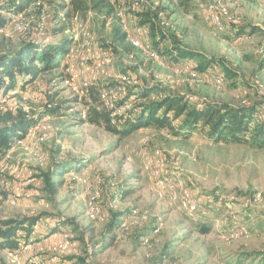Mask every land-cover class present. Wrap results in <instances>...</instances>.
<instances>
[{
    "label": "rangeland",
    "instance_id": "obj_1",
    "mask_svg": "<svg viewBox=\"0 0 264 264\" xmlns=\"http://www.w3.org/2000/svg\"><path fill=\"white\" fill-rule=\"evenodd\" d=\"M72 1L30 2L20 17L0 11L7 20L0 54L32 41L74 40L59 68L30 82L18 76L19 93L1 102L0 112L32 115L50 107L53 97L57 112L39 121L52 128L44 142L38 129L14 153L0 156V230L5 222L36 217L37 241L66 231L75 246L65 253L42 243L18 259L0 252V264L52 256L57 264H78L85 254L91 264H264V149L215 144L200 130L190 139L177 138L166 127H142L122 137L89 121L90 112L102 108L103 90L116 98L114 104L126 101L127 109L167 95L192 102L260 104L264 0H107L98 9L92 8L93 0H85L90 7L86 12H77ZM209 4L237 22L217 31L206 12ZM138 32L143 42L139 50L128 41ZM181 51L194 55L178 60ZM103 59L108 63L99 66ZM185 61L197 68L198 78L176 72ZM219 76L226 81L222 87L216 84ZM84 83L88 89L81 88ZM136 87L155 90L147 97H128ZM260 116L258 112L254 120ZM56 167L80 172H67L60 185ZM156 172L168 185L183 180L192 190V212L181 203L179 189L174 197L159 194ZM27 173L33 180L27 196L18 206L9 205L8 197L23 188ZM96 193L105 212L100 217L90 216L86 205ZM111 202L115 209L107 211ZM203 227H210V233H201Z\"/></svg>",
    "mask_w": 264,
    "mask_h": 264
},
{
    "label": "trees",
    "instance_id": "obj_2",
    "mask_svg": "<svg viewBox=\"0 0 264 264\" xmlns=\"http://www.w3.org/2000/svg\"><path fill=\"white\" fill-rule=\"evenodd\" d=\"M44 1L47 0H0V8L9 13L18 14L30 2ZM106 2L107 0H93L92 8L98 9L105 5ZM72 3L77 12H86L90 9L85 0H73ZM147 21L152 28L156 26L154 20L149 19ZM6 24L7 20L0 15V28L5 27ZM120 40L125 42L127 40L126 34L122 35ZM43 42L41 44L35 43V41L23 43L15 52L0 54V92L6 88L17 87L18 76L25 82H30L36 80L42 74L51 73L59 68L61 62L69 54L74 40H66L60 44ZM191 55L194 54L181 51L177 59L187 58V56ZM67 67V64H65L64 69H67ZM154 90L153 88L136 87L133 92L129 91L128 97H147ZM98 96L99 93L96 98ZM52 98L50 97L48 101L50 107L46 106L36 114L30 115L22 110L0 112V156L12 148L17 141L24 140L31 126L43 120L48 114L57 112V108L53 107L54 101ZM125 103L126 101L119 102V106H123ZM100 105L102 108H94L90 112L89 121L103 125L107 132L116 136L126 137L147 126H154L159 129L166 127L177 138L190 139L200 130L206 133L208 141L215 144L248 145L253 149H264V118L259 120L256 118V121L254 120L260 109L259 103H254L251 106H238L231 103L203 99L192 102L182 95H167L166 98L160 101L140 105L136 109L128 110L126 117H119V122L116 126L111 125V111L105 108L102 102H100ZM53 172L55 177H61L62 179L56 184L63 185L65 182L64 176L68 174L67 172L78 173L80 170L56 167ZM51 179H53L52 174L48 176L49 182ZM37 221L36 217H26L14 222H5L3 224L5 229L0 230L2 246L15 248L18 233L21 231L25 236H29ZM114 226L115 224L112 223V230H115ZM210 231V227L201 229V233L204 234H208ZM112 246L110 243L108 248ZM95 253L92 252L91 255L94 257ZM78 264L91 263L88 257L79 259Z\"/></svg>",
    "mask_w": 264,
    "mask_h": 264
},
{
    "label": "bare ground",
    "instance_id": "obj_3",
    "mask_svg": "<svg viewBox=\"0 0 264 264\" xmlns=\"http://www.w3.org/2000/svg\"><path fill=\"white\" fill-rule=\"evenodd\" d=\"M217 9L218 8L214 4H209L206 8V12L210 16L212 24L214 25V28L217 31H219V32L224 31L227 24H235L237 22L236 18H234L233 16H230L226 10H222V11L218 12ZM0 11L3 12L4 10L0 9ZM16 15L18 17H20L21 13H18ZM78 18H79L78 16H75V18L73 20L76 22V21H78ZM5 28L6 27L0 28V34H3L5 32ZM139 35H140V32H138L137 35L128 37V41L131 44V46L137 48L138 50L143 49V42L138 37ZM146 51H149V49ZM106 63H108V61L103 59L99 63V66H103ZM176 72L179 75H188L192 79H196L200 75L197 68L194 65H192L191 62H189V61L188 62L185 61L181 65L176 66ZM121 77H122L121 79L123 81H125L124 83H126V82L129 83L128 78L126 76H121ZM70 80H72V82H74L75 78L71 77ZM225 82L226 81H225L224 76H219L216 79V84L219 87H222L225 84ZM88 87H89V85L87 83H84L81 85V88H84V89H88ZM11 89H13V88H8V89L6 88L0 92V105L2 104L1 102L5 101V98L8 95H15L16 93H19V90L15 91V90H11ZM258 94H259V98H260L259 99L260 109L258 112H260V114H261L260 118H258V119H261V118H264V90H263L262 86L258 87ZM261 94H263V96ZM109 95L110 94H108L107 90H103L100 93V100L103 103L104 107L111 111V114H110L111 125L116 126L119 122L118 121L119 117L120 116L126 117V112L128 110H131L132 108H130L128 106L129 108L127 109L126 105L119 106V102L114 104V101L116 100V98H114V100H111L109 98ZM39 123H38L39 125L37 124V125L33 126V128H31L28 131L26 136L30 137L33 132H35V131L37 132L39 129L42 132L41 134H39V137H40V135H42L41 138H39V139L41 142H44L47 137H50L52 135V128H51V125H49L46 122V120L39 122ZM23 142H24V140L17 141L12 146V148H10L4 154V156L5 155L7 156V155L14 153L17 150V148L20 145H22ZM155 177L157 179V187H158L160 195H162V194L165 195V193H170L172 195V193H173L174 196H176V195H178L177 190L179 189V192H180L179 196L181 199V203L184 206H186L187 208H189L191 212L193 211V209L195 208V201L193 200L194 198L193 199L191 198V196H192L191 191L192 190L185 188L183 180L176 179L173 182V184L168 185L167 179H165L164 176L160 172H156ZM32 181L33 180L31 178H29V185L32 183ZM24 186H26V182L24 183ZM168 189H170V191H168ZM25 196H27V194L24 192L23 188L19 186L13 190L12 195L10 197H8L7 202L11 206H18L21 199ZM99 196H100V194L96 193L95 196L89 198L86 202L88 214L92 217H100V216L105 214L103 208L101 207V204L99 201L100 200ZM174 196L172 195V197H174ZM2 197H3L2 192H0V202L3 200ZM108 207L111 210L115 209V203L111 202ZM37 224H38V222L33 226V231L29 236H24V234H22V233L21 234L23 236H21V235L17 236L18 238H17V242H16V247L14 249L7 250L6 248H4L2 246V239L0 238V252H6L7 256L10 259H18L21 254L28 252V251H31L34 247H37V246L41 245L42 243H51L56 250H59L60 252H65V253L69 252L75 246V243L72 241L71 235L69 233H67L66 231H64V232L57 231V232L47 236L43 241H37L36 238L34 237V234L36 233L35 230L36 231L38 230ZM88 249L90 251H92V246H88ZM57 263H58L57 256H52L49 259H39L37 257H31V258L27 259V264H57Z\"/></svg>",
    "mask_w": 264,
    "mask_h": 264
},
{
    "label": "built area",
    "instance_id": "obj_4",
    "mask_svg": "<svg viewBox=\"0 0 264 264\" xmlns=\"http://www.w3.org/2000/svg\"><path fill=\"white\" fill-rule=\"evenodd\" d=\"M42 4V3H41ZM11 90H15V91H18V87L16 88H13ZM263 96V94H261ZM28 185H29V177H28V173H27V179H26V186H23V189L25 191V193H27V189H28ZM18 204V203H17ZM109 210V208H107V211ZM86 253H87V250H86ZM85 258H86V254H85Z\"/></svg>",
    "mask_w": 264,
    "mask_h": 264
},
{
    "label": "crops",
    "instance_id": "obj_5",
    "mask_svg": "<svg viewBox=\"0 0 264 264\" xmlns=\"http://www.w3.org/2000/svg\"><path fill=\"white\" fill-rule=\"evenodd\" d=\"M172 63V62H171ZM178 63H180V62H177V63H174V64H178Z\"/></svg>",
    "mask_w": 264,
    "mask_h": 264
}]
</instances>
